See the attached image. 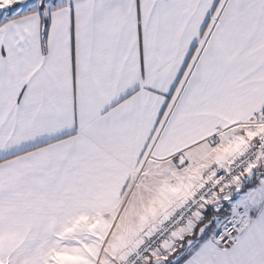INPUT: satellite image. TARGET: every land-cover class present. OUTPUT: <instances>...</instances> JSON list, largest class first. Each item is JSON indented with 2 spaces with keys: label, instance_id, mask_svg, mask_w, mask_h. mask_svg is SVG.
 I'll return each mask as SVG.
<instances>
[{
  "label": "snow or ice",
  "instance_id": "obj_1",
  "mask_svg": "<svg viewBox=\"0 0 264 264\" xmlns=\"http://www.w3.org/2000/svg\"><path fill=\"white\" fill-rule=\"evenodd\" d=\"M0 264H264V0H0Z\"/></svg>",
  "mask_w": 264,
  "mask_h": 264
}]
</instances>
